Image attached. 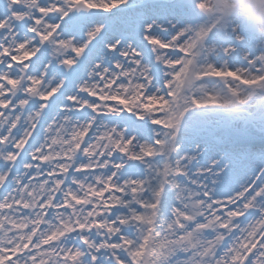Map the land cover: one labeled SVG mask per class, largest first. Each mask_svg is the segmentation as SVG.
<instances>
[{"label": "snow or ice", "instance_id": "6c2138e0", "mask_svg": "<svg viewBox=\"0 0 264 264\" xmlns=\"http://www.w3.org/2000/svg\"><path fill=\"white\" fill-rule=\"evenodd\" d=\"M0 0V264H264V0Z\"/></svg>", "mask_w": 264, "mask_h": 264}, {"label": "rangeland", "instance_id": "374dc122", "mask_svg": "<svg viewBox=\"0 0 264 264\" xmlns=\"http://www.w3.org/2000/svg\"><path fill=\"white\" fill-rule=\"evenodd\" d=\"M203 4V12L208 23H213L215 20L222 18L227 9L233 5L231 0H203Z\"/></svg>", "mask_w": 264, "mask_h": 264}, {"label": "bare ground", "instance_id": "6f19581e", "mask_svg": "<svg viewBox=\"0 0 264 264\" xmlns=\"http://www.w3.org/2000/svg\"><path fill=\"white\" fill-rule=\"evenodd\" d=\"M232 3H234V0H231Z\"/></svg>", "mask_w": 264, "mask_h": 264}]
</instances>
